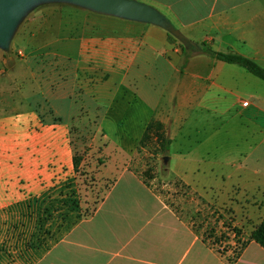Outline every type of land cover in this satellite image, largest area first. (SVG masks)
Masks as SVG:
<instances>
[{"label": "crops", "instance_id": "crops-1", "mask_svg": "<svg viewBox=\"0 0 264 264\" xmlns=\"http://www.w3.org/2000/svg\"><path fill=\"white\" fill-rule=\"evenodd\" d=\"M146 1L174 35L153 23L82 10L84 20L68 25L79 32L54 38L47 54L72 63L78 76L99 75L82 89L99 105L103 124L111 116L140 123L135 140L117 129L120 141L109 144L110 150L130 152L146 125L158 121L171 139L168 157L175 176L229 181L231 174L226 180L218 171L236 164L246 169L262 152L264 81L210 57L199 45L244 56L264 68V0ZM91 14L117 23L110 30L108 19ZM39 73L33 67L15 75L0 73V247L10 251L0 253L3 264L14 258L16 264H264V248L251 240L234 260L221 254L128 169L90 216L56 228L45 244L22 248L17 255L14 245L37 232L31 219L39 208L59 198L48 193L47 185L74 167L69 122L80 113L72 103L75 81L60 84L61 92L53 94ZM17 79L30 87L11 91L10 82ZM34 95L52 110L50 121L39 114ZM99 128L106 139L114 132Z\"/></svg>", "mask_w": 264, "mask_h": 264}, {"label": "rangeland", "instance_id": "rangeland-1", "mask_svg": "<svg viewBox=\"0 0 264 264\" xmlns=\"http://www.w3.org/2000/svg\"><path fill=\"white\" fill-rule=\"evenodd\" d=\"M130 1L147 6L149 4L146 0ZM82 10L102 15L64 0H34L19 15L6 44H0V73L5 71L15 75L21 68L39 69V79L48 88H53V94L61 92L60 84H73L75 81L77 91L72 103L80 111L69 122V144L74 154V167L70 172L63 171L57 181L49 182L48 193L59 198L39 208L36 217L31 219L32 223L36 222L38 225L37 232L31 235L28 233L25 243H16L13 251L19 255L24 249H35L45 244L48 238L51 239V233L56 228L71 226L90 216L119 174L128 169L142 181H146L184 221L195 228L204 241L234 260L249 242L254 229L264 219V208L258 211L264 204V146L259 157H253L246 169L239 168L241 165L236 164L235 169L230 167L218 171L219 174H224L226 180L231 174L229 181H181L172 172L169 162L164 163L153 132L145 141H142V137L138 146L133 147L130 152L121 153L115 147L110 150L109 144H118L120 141L116 136L117 129L121 135L133 137L138 134L140 123L124 121L120 116H111L109 121L103 124L99 105L93 96L87 95L82 89L83 84L94 83L99 75L78 76L74 73L72 63L61 61L58 56L47 54L46 51V47L54 38L79 32L78 28L68 25L71 21L79 23L84 20ZM94 17L101 21L108 19L112 23L110 30L117 23L114 18L111 21L109 17L93 14L91 18ZM1 80L0 74V82ZM18 81L11 80V91L20 92L27 86L30 87V83L21 85ZM30 82L34 83L31 80ZM62 87L64 89L67 86ZM37 93V90H33V94ZM33 101V104L36 102L44 121H50L49 117L54 114L51 109L49 112L44 99L34 95ZM102 126L114 131L108 139L101 134L99 127ZM129 127H132L133 131H129ZM179 171L176 173L179 174ZM188 183L191 185H187ZM12 236L13 239L18 238L14 233ZM54 236L53 239L57 235ZM4 252L10 251L2 244L0 253ZM3 262L4 259L1 258L0 264ZM8 263L10 264V261ZM13 263H18L15 258L11 264Z\"/></svg>", "mask_w": 264, "mask_h": 264}, {"label": "water", "instance_id": "water-1", "mask_svg": "<svg viewBox=\"0 0 264 264\" xmlns=\"http://www.w3.org/2000/svg\"><path fill=\"white\" fill-rule=\"evenodd\" d=\"M34 0H0V44H6L12 28L14 27L23 9ZM94 11L114 15L122 18L153 23L169 29L173 28L165 18L151 7L130 0H64ZM169 157L164 158V163Z\"/></svg>", "mask_w": 264, "mask_h": 264}, {"label": "trees", "instance_id": "trees-1", "mask_svg": "<svg viewBox=\"0 0 264 264\" xmlns=\"http://www.w3.org/2000/svg\"><path fill=\"white\" fill-rule=\"evenodd\" d=\"M169 39H170V35H169ZM199 48L203 52L207 53L210 57L228 64L239 65L240 67L245 68L253 76L264 81V68L259 64H257L256 62H254L253 60L230 52H226V53L217 52L212 47L207 45V43L200 44ZM55 121H59V120H55ZM151 132H153V135L156 137V143L163 157L164 158L168 157L171 146V139L169 138L164 125L158 121H151L150 123H148L145 127L142 141H145L149 137V134ZM74 160H75L74 164L76 166V157ZM165 171L167 172L166 167H165ZM146 184L148 185V183ZM250 240L254 241L255 243L259 244L261 247L264 248V219L254 229V231L251 234Z\"/></svg>", "mask_w": 264, "mask_h": 264}]
</instances>
